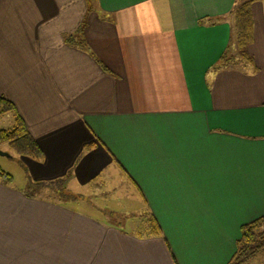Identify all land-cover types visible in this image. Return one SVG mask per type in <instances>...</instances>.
Instances as JSON below:
<instances>
[{
    "label": "crops",
    "instance_id": "0c3cea01",
    "mask_svg": "<svg viewBox=\"0 0 264 264\" xmlns=\"http://www.w3.org/2000/svg\"><path fill=\"white\" fill-rule=\"evenodd\" d=\"M236 1L0 0V130L44 155L0 164V264L230 263L264 216V1L252 61L216 69ZM124 178L161 234L87 211Z\"/></svg>",
    "mask_w": 264,
    "mask_h": 264
},
{
    "label": "trees",
    "instance_id": "16d2710c",
    "mask_svg": "<svg viewBox=\"0 0 264 264\" xmlns=\"http://www.w3.org/2000/svg\"><path fill=\"white\" fill-rule=\"evenodd\" d=\"M256 1L258 0H237L233 6L230 12L232 31L231 46H228L221 56L219 63L216 65V69L228 66L235 67L238 66L239 63L252 61L247 53V47L253 37L251 7ZM67 40L71 43H77V39L75 40L74 36H70ZM13 113H15L14 105L7 99L0 97V116ZM0 145H7L18 155L32 160L42 161L44 157L41 148L19 117L16 119L15 125L12 129L0 130ZM0 176L4 177L6 174L0 170ZM147 222L148 228L151 232L161 234V229L152 216ZM263 247L264 216L242 226L241 237L236 243L235 255L229 264H243L255 257Z\"/></svg>",
    "mask_w": 264,
    "mask_h": 264
},
{
    "label": "rangeland",
    "instance_id": "374dc122",
    "mask_svg": "<svg viewBox=\"0 0 264 264\" xmlns=\"http://www.w3.org/2000/svg\"><path fill=\"white\" fill-rule=\"evenodd\" d=\"M6 121L7 120L0 119V128H8L6 127ZM0 150L13 154L17 159L19 157H24L18 155L7 145H0ZM0 164H3V168H6V170L12 171L16 175V178H18V174L23 177L22 173L24 170H21L22 168L19 162L0 156ZM124 180L127 182V179L124 178ZM17 182L20 181L17 179ZM108 182H110V180H107L106 183ZM126 185L128 186V189L125 188ZM126 185L114 181L113 183L110 182L106 184L105 187L99 186L98 188H95L93 192H91V201L98 207V210L89 207H86V209L87 211L91 210L101 219H104V215L107 214L106 219L108 221L113 222L115 225L120 226L123 230L128 232L146 231L148 230V225L145 224L147 209L143 206V203L140 202L139 195L135 188L128 182ZM80 206L84 208L83 205Z\"/></svg>",
    "mask_w": 264,
    "mask_h": 264
},
{
    "label": "water",
    "instance_id": "95a60500",
    "mask_svg": "<svg viewBox=\"0 0 264 264\" xmlns=\"http://www.w3.org/2000/svg\"><path fill=\"white\" fill-rule=\"evenodd\" d=\"M0 156H3V157H10L9 153L7 152H3L0 150Z\"/></svg>",
    "mask_w": 264,
    "mask_h": 264
}]
</instances>
